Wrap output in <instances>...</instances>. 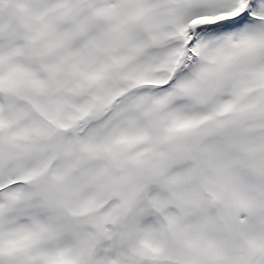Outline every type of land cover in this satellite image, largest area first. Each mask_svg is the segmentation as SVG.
<instances>
[{
    "label": "snow or ice",
    "instance_id": "obj_1",
    "mask_svg": "<svg viewBox=\"0 0 264 264\" xmlns=\"http://www.w3.org/2000/svg\"><path fill=\"white\" fill-rule=\"evenodd\" d=\"M0 264H264V0H0Z\"/></svg>",
    "mask_w": 264,
    "mask_h": 264
}]
</instances>
